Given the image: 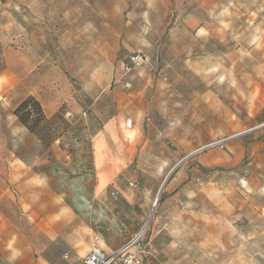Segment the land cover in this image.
<instances>
[{
	"label": "rangeland",
	"instance_id": "374dc122",
	"mask_svg": "<svg viewBox=\"0 0 264 264\" xmlns=\"http://www.w3.org/2000/svg\"><path fill=\"white\" fill-rule=\"evenodd\" d=\"M117 220L145 264H264V0H0V264H85Z\"/></svg>",
	"mask_w": 264,
	"mask_h": 264
},
{
	"label": "built area",
	"instance_id": "2783aa9c",
	"mask_svg": "<svg viewBox=\"0 0 264 264\" xmlns=\"http://www.w3.org/2000/svg\"><path fill=\"white\" fill-rule=\"evenodd\" d=\"M148 63L149 59L144 54L134 53L128 58L127 65L124 68V75L129 74L133 70L143 68ZM125 87L130 88L131 84L127 82ZM130 186L134 187V183H130ZM118 195V192H113V199L117 200ZM146 234V228L141 229L117 251L112 253L106 252L100 245L99 238L96 237L91 253L85 258V264H145V255L147 254Z\"/></svg>",
	"mask_w": 264,
	"mask_h": 264
},
{
	"label": "trees",
	"instance_id": "16d2710c",
	"mask_svg": "<svg viewBox=\"0 0 264 264\" xmlns=\"http://www.w3.org/2000/svg\"><path fill=\"white\" fill-rule=\"evenodd\" d=\"M14 115L19 119L20 123L26 127L30 132L35 133L34 127H31L29 120L37 118L36 122L46 120L41 104L34 98L29 97L24 100L14 111Z\"/></svg>",
	"mask_w": 264,
	"mask_h": 264
},
{
	"label": "crops",
	"instance_id": "0c3cea01",
	"mask_svg": "<svg viewBox=\"0 0 264 264\" xmlns=\"http://www.w3.org/2000/svg\"><path fill=\"white\" fill-rule=\"evenodd\" d=\"M103 168H101V170H102ZM121 202H125L126 204H133L135 201L133 200V199H131V198H129V197H127L125 194H123L122 195V197H121V200H120ZM117 224V229H113V230H110L109 231V237L108 238H110L109 239V242H110V244H109V246H110V248H109V250H106V248H104V246L103 245H101L102 246V248L106 251V252H108V253H112V252H114V251H117L120 247H119V245H120V234H121V226H123V227H125V225L122 223V222H119L118 220H117V222H116ZM118 224H120V225H118ZM126 228V227H125ZM135 228H136V226L133 224V225H131L130 227H127L126 228V230L128 231L127 233H126V235L128 236V237H130L131 238V235L133 234V232L135 231ZM129 238V239H130ZM128 239V240H129ZM90 253H91V250H90ZM89 253V254H90ZM88 254V255H89ZM87 256H85L84 258H86Z\"/></svg>",
	"mask_w": 264,
	"mask_h": 264
},
{
	"label": "water",
	"instance_id": "95a60500",
	"mask_svg": "<svg viewBox=\"0 0 264 264\" xmlns=\"http://www.w3.org/2000/svg\"><path fill=\"white\" fill-rule=\"evenodd\" d=\"M157 201H158V199L156 200V202H157ZM156 202H155V203H156Z\"/></svg>",
	"mask_w": 264,
	"mask_h": 264
}]
</instances>
